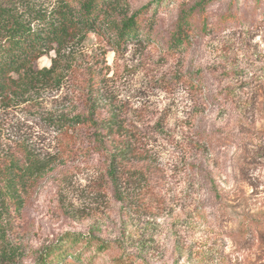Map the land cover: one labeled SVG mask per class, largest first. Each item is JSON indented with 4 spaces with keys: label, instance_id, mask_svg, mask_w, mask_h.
Masks as SVG:
<instances>
[{
    "label": "rangeland",
    "instance_id": "1",
    "mask_svg": "<svg viewBox=\"0 0 264 264\" xmlns=\"http://www.w3.org/2000/svg\"><path fill=\"white\" fill-rule=\"evenodd\" d=\"M118 1L116 18L157 15L151 41L80 35L36 62L56 64L54 80L0 97V167L35 164L0 190V259L31 264L80 234L94 241L83 264H264V0L207 2L209 31L179 53L168 36L181 10L206 0ZM27 2L55 0H0ZM232 6L238 22L222 26ZM88 110L131 138L118 187L104 147L47 124Z\"/></svg>",
    "mask_w": 264,
    "mask_h": 264
},
{
    "label": "trees",
    "instance_id": "2",
    "mask_svg": "<svg viewBox=\"0 0 264 264\" xmlns=\"http://www.w3.org/2000/svg\"><path fill=\"white\" fill-rule=\"evenodd\" d=\"M207 2L210 4L212 0L200 2L190 10H181L168 36L171 51L179 53L188 46L195 28L200 33L209 31L208 17L204 13ZM117 4L118 0H55L45 7H37L35 3L28 2L23 7L0 3V97L18 95L32 86L54 80L56 64L52 68L39 70L36 69V62L53 51L59 56L80 35L96 31L117 49H123L133 41H151L157 15L154 13L148 18L150 12L144 8L130 17L116 18L113 12ZM196 11L200 13L195 16ZM197 17L200 23L196 26ZM236 22L238 14L232 6L221 17L220 23L227 26ZM194 82L198 80L194 79ZM47 124L63 134V137L70 139L82 132L89 136L93 144L104 147L111 159L109 175L116 187L119 186V166L125 165L132 143L130 136L121 130L117 116H97L88 110L73 117H51ZM34 166L13 159L6 161L0 167V190H8V185H13L14 179L21 178L20 175L25 171L35 172ZM208 182H212L217 200L219 187L210 177ZM258 225L261 227L264 223ZM92 240L80 234H67L57 243L40 251L31 264H83L86 252L93 245ZM99 249L103 251L104 244ZM3 256L7 258L2 257L0 264H17L9 255Z\"/></svg>",
    "mask_w": 264,
    "mask_h": 264
}]
</instances>
